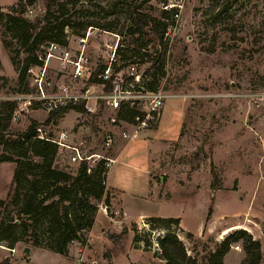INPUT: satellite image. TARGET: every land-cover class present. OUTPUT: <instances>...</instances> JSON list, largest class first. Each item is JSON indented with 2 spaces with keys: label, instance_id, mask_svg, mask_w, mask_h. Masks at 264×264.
I'll return each mask as SVG.
<instances>
[{
  "label": "rangeland",
  "instance_id": "374dc122",
  "mask_svg": "<svg viewBox=\"0 0 264 264\" xmlns=\"http://www.w3.org/2000/svg\"><path fill=\"white\" fill-rule=\"evenodd\" d=\"M145 1L39 0L28 8L32 20L42 19L48 7L61 17L59 5L65 3L76 25L68 30L73 40L93 27L120 35L126 49H141L153 61L160 57L151 72L169 97L160 123L132 141L120 137L132 127L126 122L113 126L109 118L115 115L110 112L94 122L65 110L47 124L50 114L35 110L12 121L11 133L36 123L47 137L56 140L64 132L67 144L83 142L85 151L114 159L107 176L111 205H100L88 243L71 244L68 256L19 242L13 255L0 250V264L6 259L9 264H161L157 238L169 230L151 229L148 218L180 219L170 231L190 254L194 243L187 233L200 241L198 251L204 243L215 248L239 230L253 235L264 248V0ZM18 3L0 0V7L9 12ZM137 11L170 25L165 45L148 31L132 33ZM102 31L92 39V52L104 63V43L112 44L115 38ZM10 39L0 29V106L26 91L19 70L27 55L18 52L16 44L6 49L3 41ZM153 64L146 63L144 69ZM58 68L51 64L54 79ZM33 78L27 74L35 92ZM110 131L113 143L108 147ZM3 153L0 145V156ZM72 156L70 150H59L56 163L76 173L79 163H72ZM95 160L94 166L100 161ZM14 168V163L0 167V200H8ZM5 213L2 209V217ZM233 226L237 228L225 235ZM135 230L151 247L134 241ZM125 231L121 241L110 240ZM242 244H233L224 264H242Z\"/></svg>",
  "mask_w": 264,
  "mask_h": 264
},
{
  "label": "trees",
  "instance_id": "16d2710c",
  "mask_svg": "<svg viewBox=\"0 0 264 264\" xmlns=\"http://www.w3.org/2000/svg\"><path fill=\"white\" fill-rule=\"evenodd\" d=\"M38 1L19 0L18 5L11 7L9 12L0 7V29L11 36V41H3L5 48L10 49L16 44L18 52L23 51L27 55L19 70L20 85L24 89L29 84L26 79L28 70L43 64L40 60L42 53L38 55L37 51H41L49 43L67 46V30L76 26L65 3L59 5L61 17H56L51 7H48L42 19L28 18V8ZM149 1L151 0L145 2ZM133 21L132 33L148 31L159 45H165V35L170 25L164 19L137 11ZM121 55L123 58L136 56L141 64L154 63L148 71L153 70L154 65H158L161 60L156 57L153 61L149 53L136 48H125ZM13 64L16 68L19 65L15 60ZM147 88L153 91L161 88L155 73L147 83ZM16 109L17 103L13 100L3 101L0 106V145L4 147L0 163L15 164L8 200H0V244L14 249L17 243L25 242L66 257L71 244L88 243V233L95 226L100 205H111L107 188V161H99L91 171L87 162H81L76 173L67 171L56 163L59 147L51 141L38 138L39 127L36 123H32L25 131L10 132ZM65 110H73L87 115L94 122L98 121L97 115L86 113L83 107H68L59 112ZM59 112L51 114L47 124ZM133 116L132 109L123 108L119 119L131 121ZM2 209L7 212L5 217H2ZM209 212H212V207ZM147 220L151 229L161 226L169 230L167 234L157 238L160 253L156 256L161 259V264H224L233 244L240 241L243 242L242 247L246 253L242 264L263 263L262 243L245 230L229 235L224 241L217 243L215 248L204 243L200 251V241L192 233H187V237L194 243L190 254L186 244L175 232L170 231L173 224H179L180 219ZM124 235L126 231L118 236H111L110 240L121 241ZM134 241H144L138 230H135ZM144 242L147 247H151L149 240ZM1 264H9V259Z\"/></svg>",
  "mask_w": 264,
  "mask_h": 264
},
{
  "label": "built area",
  "instance_id": "2783aa9c",
  "mask_svg": "<svg viewBox=\"0 0 264 264\" xmlns=\"http://www.w3.org/2000/svg\"><path fill=\"white\" fill-rule=\"evenodd\" d=\"M101 31L90 27L86 33L73 40L67 30V46L49 43L42 47L40 60L43 64L37 68L39 71L35 72L36 68L28 70V75L34 76L35 92L31 84H28L26 91L14 97L17 109L12 121H18L24 112L41 110L51 115L64 108L83 107L86 113L100 118L107 112L113 113L115 116L109 118L113 126H119L120 122L130 125L131 130H123L120 134L126 141L135 140L141 132L151 130L160 123L169 96L161 88L157 91L147 88L153 72L144 69L145 64H141L136 56L122 57L125 46L120 35L102 31L114 37L115 41L112 44L104 43V55L101 56L104 63L100 62L92 52V39ZM53 62L59 65L55 79L50 71ZM123 108L134 111L131 121L119 119ZM38 138L55 143L61 152L72 151L71 162H87L89 171L96 162L95 158L107 161V168L114 161L104 155L85 151L83 142L76 146L67 144L69 136L64 132L55 140L47 137L44 129L39 127ZM112 143L113 135L110 131L105 145L110 147ZM0 250L12 255L16 253L15 248L10 249L5 244H0Z\"/></svg>",
  "mask_w": 264,
  "mask_h": 264
},
{
  "label": "crops",
  "instance_id": "0c3cea01",
  "mask_svg": "<svg viewBox=\"0 0 264 264\" xmlns=\"http://www.w3.org/2000/svg\"><path fill=\"white\" fill-rule=\"evenodd\" d=\"M6 165H10V166H12L13 165V163H0V167H2V166H6ZM11 169H12V167H10ZM14 171H15V168H14ZM13 175H14V173H13ZM13 177V176H12ZM10 186H11V184H10ZM10 186H9V188H10ZM9 188H8V190H7V193H6V197H7V195H8V192H9ZM112 204H113V202H112ZM114 205V204H113ZM234 227V226H233ZM233 227H230V228H233Z\"/></svg>",
  "mask_w": 264,
  "mask_h": 264
},
{
  "label": "bare ground",
  "instance_id": "6f19581e",
  "mask_svg": "<svg viewBox=\"0 0 264 264\" xmlns=\"http://www.w3.org/2000/svg\"><path fill=\"white\" fill-rule=\"evenodd\" d=\"M236 228L237 227L225 229L224 234L226 235V234L230 233L231 231L235 230Z\"/></svg>",
  "mask_w": 264,
  "mask_h": 264
},
{
  "label": "water",
  "instance_id": "95a60500",
  "mask_svg": "<svg viewBox=\"0 0 264 264\" xmlns=\"http://www.w3.org/2000/svg\"><path fill=\"white\" fill-rule=\"evenodd\" d=\"M29 251H30V249H29V248H26L25 252H27V253H28Z\"/></svg>",
  "mask_w": 264,
  "mask_h": 264
}]
</instances>
